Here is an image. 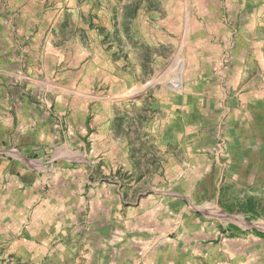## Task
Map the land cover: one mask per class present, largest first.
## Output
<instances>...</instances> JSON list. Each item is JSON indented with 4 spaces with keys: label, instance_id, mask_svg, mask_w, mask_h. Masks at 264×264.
Listing matches in <instances>:
<instances>
[{
    "label": "rangeland",
    "instance_id": "rangeland-1",
    "mask_svg": "<svg viewBox=\"0 0 264 264\" xmlns=\"http://www.w3.org/2000/svg\"><path fill=\"white\" fill-rule=\"evenodd\" d=\"M6 1L11 5L7 15L17 24L30 25V18L38 16L20 13V0ZM45 3L48 7L49 0ZM236 4L116 0L113 28L99 33V44L93 38L83 41L84 52L74 30H67L51 47L28 46L20 60L0 56V82L9 88L10 113L15 122L19 116L23 134L41 139L49 125L52 146L35 158L56 164L57 155L71 147L79 157L95 148L97 160L108 146L102 137L110 133L109 148L118 150L123 143V167L129 170L114 173L101 161L98 166L106 169L89 181L111 183L147 175L151 187L164 137L184 135L198 137L205 151L218 144L222 161L231 157L244 167L242 174L235 168L225 173L229 188L222 195L214 190L205 202L219 211L203 209L217 218L219 233L207 232L203 248L188 245L186 253L183 246L173 251L172 264H264V113L254 111L250 102L251 87L264 79L253 81L246 71L249 33L242 29L241 15L233 13ZM132 33H139V40L132 39ZM258 36L264 40V30ZM3 96L0 93V99ZM18 134L13 131L12 136ZM10 148L4 150L11 154ZM172 150L176 153L177 148ZM258 161L261 167L256 170L253 164ZM240 179L243 187L233 182ZM222 202L233 209L230 215L222 211ZM229 223L234 230L227 228ZM256 235L261 237L258 243ZM0 264L28 263L8 256L0 257Z\"/></svg>",
    "mask_w": 264,
    "mask_h": 264
},
{
    "label": "crops",
    "instance_id": "crops-1",
    "mask_svg": "<svg viewBox=\"0 0 264 264\" xmlns=\"http://www.w3.org/2000/svg\"><path fill=\"white\" fill-rule=\"evenodd\" d=\"M20 1L16 7L20 13L38 16L33 21L30 18V25L17 24L7 15L11 5L0 0V15L6 17L0 20L3 58L20 60L32 45L51 47V41L62 40L67 30H74L77 46L84 52L83 41L93 38L101 43L99 33L115 24L116 0H49L48 7L47 0ZM236 1L233 13L241 15L242 29L249 33V52L243 60L246 71L253 81L264 79V40L258 36L264 30V0ZM131 36L139 40L140 34ZM0 93L4 94L0 99V257L11 256L28 264H172L173 251L183 246L186 253L188 245L203 248L207 232L219 233L217 218L203 212L206 207L218 210L214 203L205 202L214 190L222 195L229 188L225 173L235 168L242 174L244 167L231 157L222 161L218 144L205 151L199 148L198 137L167 135L151 187L147 175L136 174L128 180L91 183L96 172L106 169L98 166L101 161L114 173L129 170L123 167L127 154L122 142L118 150L109 148L108 133L102 137L108 146L97 160L95 148L79 157L68 147L57 155L56 164L47 163L45 157L35 155L52 146L49 125L41 139L27 137L19 116L15 122L10 113L11 96L3 81ZM250 102L263 115L264 83L251 87ZM32 118L31 130L35 131ZM13 131L19 134L12 136ZM57 134L62 139L61 132ZM8 147L14 155L4 150ZM172 148H177L176 153ZM253 166L257 170L261 164L258 161ZM233 182L243 187L241 179ZM221 204L222 211L230 215L233 209L227 202ZM227 228L234 230L235 226L229 223ZM253 240L258 243L260 235Z\"/></svg>",
    "mask_w": 264,
    "mask_h": 264
}]
</instances>
